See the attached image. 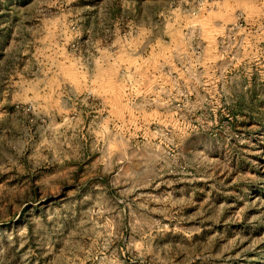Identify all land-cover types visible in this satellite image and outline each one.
I'll return each mask as SVG.
<instances>
[{"label": "rangeland", "instance_id": "1", "mask_svg": "<svg viewBox=\"0 0 264 264\" xmlns=\"http://www.w3.org/2000/svg\"><path fill=\"white\" fill-rule=\"evenodd\" d=\"M0 264H264V0H0Z\"/></svg>", "mask_w": 264, "mask_h": 264}]
</instances>
